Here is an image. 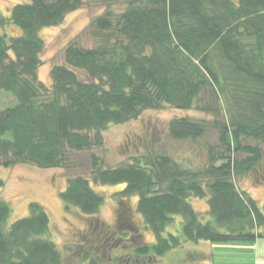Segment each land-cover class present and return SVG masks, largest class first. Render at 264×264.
Here are the masks:
<instances>
[{
    "label": "trees",
    "instance_id": "obj_1",
    "mask_svg": "<svg viewBox=\"0 0 264 264\" xmlns=\"http://www.w3.org/2000/svg\"><path fill=\"white\" fill-rule=\"evenodd\" d=\"M103 1V13L91 21L94 45H67L64 63L50 67L47 84L37 77L40 31L83 1L27 0L0 16L1 27L19 29L18 35L0 33V93L12 97L0 110V166L67 168L70 153L102 145L101 132L111 124L162 105L194 107L213 116L216 143L205 140L202 119L173 118L166 132L173 141L203 140L197 167L167 154L103 166L91 155L93 181L123 185L118 196L136 197L135 210L153 235V242L136 244L131 264H163L184 242L264 238V208L240 184L264 181V0ZM60 198L66 209L85 215L103 202L81 175L68 179ZM190 198L206 201L204 219ZM10 213L0 197V264L62 263L40 204L30 203L27 216L8 224ZM175 216L180 234L165 236ZM89 255L83 256L88 264H101ZM189 258V264L204 260Z\"/></svg>",
    "mask_w": 264,
    "mask_h": 264
},
{
    "label": "rangeland",
    "instance_id": "obj_2",
    "mask_svg": "<svg viewBox=\"0 0 264 264\" xmlns=\"http://www.w3.org/2000/svg\"><path fill=\"white\" fill-rule=\"evenodd\" d=\"M26 1L0 0V16L7 17L13 5ZM82 1L83 6L67 14L61 23L40 31L44 48L37 77L46 84L50 67L64 63L67 45L77 43L91 47L96 41L97 37L90 31L91 21L103 13L105 3L103 0ZM2 31L11 35L19 34V29L10 24L0 26V33ZM78 74L85 80L81 71ZM11 98L5 92L0 93V110L12 105ZM181 116L206 121L208 134L205 140L216 143L217 132L211 126V114L194 107L177 110L162 105L157 109L145 110L134 120L109 125L101 132L102 145L71 152L67 168L43 169L28 164L7 168L0 166V197L11 208L8 224L27 216L30 203H38L50 218L49 237L61 252V264H88L83 258L85 252L96 257L101 264H131L136 244L153 242V235L145 228L141 216L135 210L136 197L118 196L123 185L93 181L91 155L98 157L103 166H118L143 155L167 154L185 166L197 167L203 159V140L197 143L173 141L166 132L169 121ZM247 141L253 142L250 139ZM260 146L264 150V145ZM76 175L88 178L91 187L103 197L99 210L92 215L81 214L75 208L66 209L60 198V192L67 186L68 179ZM240 184L264 208V181L258 184L244 178ZM189 203L202 218L205 216V200L190 198ZM180 221L181 218L175 216L165 230V236L168 232L180 234ZM206 243L209 242H184L161 261L163 264H189V256H201L204 259L202 264L214 261L218 264L216 261L220 260V264H264V238L258 239L255 262L250 253L243 255L234 249L219 253L216 247L211 251ZM221 244L228 243H213L214 246Z\"/></svg>",
    "mask_w": 264,
    "mask_h": 264
},
{
    "label": "crops",
    "instance_id": "obj_3",
    "mask_svg": "<svg viewBox=\"0 0 264 264\" xmlns=\"http://www.w3.org/2000/svg\"><path fill=\"white\" fill-rule=\"evenodd\" d=\"M207 245H209V248H211V251H213L214 247L217 248L219 253H222L223 251L226 250H236L238 253L241 254H248L250 253V256L253 257L252 261H256L255 258H257V251H255L256 246L258 244V239L255 240L252 243H228V244H221V245H213V243H206ZM214 261V260H213ZM221 261V260H220ZM220 261H216V263L220 264ZM209 264H215L214 262H210Z\"/></svg>",
    "mask_w": 264,
    "mask_h": 264
}]
</instances>
